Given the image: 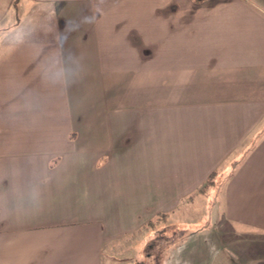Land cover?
<instances>
[{"label":"crops","instance_id":"0c3cea01","mask_svg":"<svg viewBox=\"0 0 264 264\" xmlns=\"http://www.w3.org/2000/svg\"><path fill=\"white\" fill-rule=\"evenodd\" d=\"M162 214L264 254V0H0V264L138 255Z\"/></svg>","mask_w":264,"mask_h":264},{"label":"rangeland","instance_id":"374dc122","mask_svg":"<svg viewBox=\"0 0 264 264\" xmlns=\"http://www.w3.org/2000/svg\"><path fill=\"white\" fill-rule=\"evenodd\" d=\"M211 222L212 220L204 218L195 224L174 223L168 227L164 217L158 215L148 221L134 238L139 239L138 255L135 247L132 248L134 241L124 242L125 246H113L108 251V264H250L239 257V249H236L237 252L228 249L226 243L219 239L208 241L205 233H210ZM190 233L199 237L191 238ZM238 244L241 246V243ZM251 260L255 264H264V254Z\"/></svg>","mask_w":264,"mask_h":264},{"label":"trees","instance_id":"16d2710c","mask_svg":"<svg viewBox=\"0 0 264 264\" xmlns=\"http://www.w3.org/2000/svg\"><path fill=\"white\" fill-rule=\"evenodd\" d=\"M211 180V176L207 179V181L206 182H209ZM160 216H162V217H164L165 215L164 214H162V215H160Z\"/></svg>","mask_w":264,"mask_h":264}]
</instances>
